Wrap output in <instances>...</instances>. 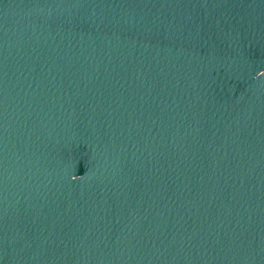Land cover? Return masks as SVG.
Here are the masks:
<instances>
[{"label": "water", "instance_id": "obj_1", "mask_svg": "<svg viewBox=\"0 0 264 264\" xmlns=\"http://www.w3.org/2000/svg\"><path fill=\"white\" fill-rule=\"evenodd\" d=\"M0 264H264V0H0Z\"/></svg>", "mask_w": 264, "mask_h": 264}]
</instances>
